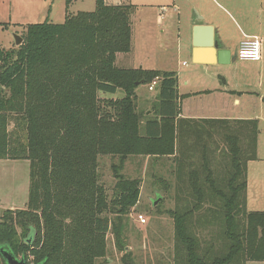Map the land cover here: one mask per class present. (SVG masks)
<instances>
[{"label": "trees", "instance_id": "obj_1", "mask_svg": "<svg viewBox=\"0 0 264 264\" xmlns=\"http://www.w3.org/2000/svg\"><path fill=\"white\" fill-rule=\"evenodd\" d=\"M136 11L132 4L96 0L94 11L68 16L63 24L30 25L17 50L0 48V161H27L30 170L26 209L0 214L3 264L4 252L27 264L31 255L34 264H97L107 253L106 235L113 231L121 243L118 223L139 201L141 181L120 174L124 163L133 157L161 160L176 150L179 177L188 173L196 208L205 202L218 204L215 210L229 245L225 253L212 248L202 252L189 231L194 210L188 207L171 212L184 251L175 260L264 262V212L247 210L248 165L258 160V121H240L233 128L223 122L231 130L226 140L232 173L227 181L219 179L204 164L208 173L199 183L192 170L196 161L177 144L178 75L118 66V56L133 49ZM156 79L158 105L148 116L139 110L136 91ZM119 91L125 94L122 99L100 96ZM203 135L202 130H190L184 144L197 145ZM242 136L248 151L253 148L251 155L240 147ZM107 156L120 161L112 166L116 183L111 196L100 173V160Z\"/></svg>", "mask_w": 264, "mask_h": 264}, {"label": "rangeland", "instance_id": "obj_2", "mask_svg": "<svg viewBox=\"0 0 264 264\" xmlns=\"http://www.w3.org/2000/svg\"><path fill=\"white\" fill-rule=\"evenodd\" d=\"M188 1L202 14L215 17L225 28L227 38L233 43L242 38L237 26H254L259 23L264 30V11L258 13L261 6L264 7V0H176V4L183 10L181 12L184 13L183 19L188 13ZM107 3L132 4L137 7L133 16V49L129 55H119L118 66L127 69H144L141 67L143 65L147 69H154L156 66L170 67L171 56L176 54L178 49L177 32L175 30L170 32L167 25L171 18L170 14L174 13L171 10L170 13H164L162 8L173 6V0H107ZM95 8L96 0H72L69 8L67 0H0V48L6 51L17 50L14 36L24 37L30 25L63 24L68 16H75L80 12H92ZM197 9H191L193 20L200 16ZM159 17L163 18L162 24ZM168 47L169 51H167ZM237 53L238 50L234 48V56ZM183 62H186L187 66H184ZM172 63L176 70H180L178 75L180 90L188 92L186 86L188 69L192 67L191 64L188 66V58L176 59ZM221 77L228 82L226 85L228 90L246 92L241 98L239 108L234 107L232 102L230 106L239 115L259 121L260 161L257 162V166L251 165L253 168L264 167V115L261 111L263 104L257 96L259 94L264 98V60L259 63L237 59L230 65L222 67ZM149 86H140L136 93L140 112L153 116V109L158 105L159 92L157 87L154 91H150ZM100 96L117 100L122 99L125 94L119 91L116 95L100 94ZM235 126L236 123H231L228 127ZM229 134L231 130L224 127L223 130L214 133L213 149L206 150V156H203L204 152L200 150L190 155L193 156V161H196L192 170L196 169L194 171L199 183L208 173L207 170L204 171V164L213 171L211 175L226 181L230 178L232 173L230 145L226 140V135ZM247 142L244 136L240 137V147L246 154L251 155L253 148L248 151ZM174 160L133 157L124 163L120 174L127 179L141 181L139 201L129 215L123 218L122 223H118L123 235L121 243H117L113 231L106 235L107 253L98 260L97 264H179L184 251L176 236L171 212L185 211L188 207L194 210L189 218V231L198 242L199 249L202 252L209 248L216 250V253L227 251L229 242L224 235L223 223L220 222L215 210L218 204L205 202L206 204H201L197 209L195 204L198 201L189 187L188 173L184 172L179 177ZM113 165H120L118 157L107 156L100 160L101 181L109 196L112 195L116 183ZM29 174L27 161H0V214L7 210L26 209L29 198ZM164 184H168L169 187L166 189ZM156 201L158 204L155 206ZM247 210L264 212V204L250 203L247 205ZM107 216L117 223L115 215ZM139 216L144 217L145 224L138 220ZM178 257L179 260H175ZM33 260L31 255L28 264H34ZM0 264H3L1 260ZM246 264H264V262Z\"/></svg>", "mask_w": 264, "mask_h": 264}, {"label": "crops", "instance_id": "obj_3", "mask_svg": "<svg viewBox=\"0 0 264 264\" xmlns=\"http://www.w3.org/2000/svg\"><path fill=\"white\" fill-rule=\"evenodd\" d=\"M162 9L164 13H170L171 11L174 13L173 15L170 14L171 18L167 24L170 32L174 30L177 32L178 49L177 53L171 56L172 62L176 59L179 60L185 57L188 58V66L189 64L192 66L188 69V82H186L188 92H182L180 90V77H178L180 114L176 118L175 123L176 126L179 125L181 129V143L177 144L181 147L183 145L182 148L187 149L185 151L186 155H193L196 150H200V152L206 154V150L209 151L213 149L214 133H212V130L214 127L216 128L215 132L218 133V128L223 127V122L225 121L232 124L240 121H258L244 115H239L236 111L231 109L230 102L233 103L234 107H240L241 98L245 96L244 93L246 92L228 90L226 86L228 82H226L225 78L221 77V70L222 67L233 63V49L235 48L239 51L241 43L250 37H258L261 40L262 57L259 63L263 62L264 30L259 23L254 26H237L242 34V38H239L237 42L233 43L227 38L225 28L215 17L202 14L195 6L194 8L192 7L189 1L188 13L184 19L182 17L184 13H181L183 10L176 4V0H173V6L170 8L163 7ZM191 9H197L200 15L195 20L192 19ZM263 11L264 7L261 6L258 13L260 14ZM198 20H203L204 25L198 26ZM159 21L162 24L163 18H160ZM162 33H164V31H162ZM215 41L219 44L218 50L215 48ZM167 51H169V47ZM120 56L122 55L120 54ZM120 56H118V60ZM235 56H237V54H235ZM172 62L168 68L156 66L154 69H147L144 65L141 67L145 70L175 72L179 75L180 70H176ZM183 65L187 66L186 62H183ZM257 96L262 101L261 104L263 105L261 106V111L264 115V98H261L259 94H257ZM198 129L204 131L203 137L200 138L202 142L197 143V145L193 144L191 147H189L187 143L184 144L185 141L188 142V132ZM189 140L190 142L194 141V139L191 138ZM190 149L193 150L188 152ZM258 150L259 145L257 153ZM177 156L178 150H176L173 156L168 158L175 159ZM259 161L260 158L258 156L257 161H253L248 165L247 205L250 203L256 205L264 204V167H252V165L257 166L256 164L257 162L259 163ZM256 212L262 211L257 210Z\"/></svg>", "mask_w": 264, "mask_h": 264}, {"label": "built area", "instance_id": "obj_4", "mask_svg": "<svg viewBox=\"0 0 264 264\" xmlns=\"http://www.w3.org/2000/svg\"><path fill=\"white\" fill-rule=\"evenodd\" d=\"M262 53V42L258 37H250L245 39L239 48L237 53V59L242 61H249V62H260ZM159 80L156 79L153 83L149 86L150 91H154V89L158 86ZM141 223L145 224L146 220L143 216H139L138 219Z\"/></svg>", "mask_w": 264, "mask_h": 264}, {"label": "water", "instance_id": "obj_5", "mask_svg": "<svg viewBox=\"0 0 264 264\" xmlns=\"http://www.w3.org/2000/svg\"><path fill=\"white\" fill-rule=\"evenodd\" d=\"M198 26H203L204 25V21L203 20H198ZM15 38V44L17 47L21 46L24 42V39L18 35L14 36ZM215 48L218 50L219 49V44L217 41H215ZM237 60V56L233 57L232 62H235ZM139 85V84H137ZM158 204V201L155 202V206ZM3 258L6 262V264H27L25 259H18L16 258L14 255L4 252L3 254Z\"/></svg>", "mask_w": 264, "mask_h": 264}]
</instances>
